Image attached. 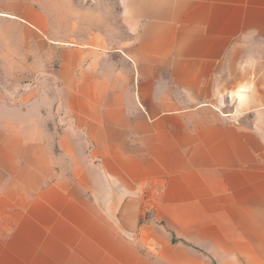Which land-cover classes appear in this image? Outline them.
I'll return each instance as SVG.
<instances>
[{
    "label": "crops",
    "instance_id": "obj_1",
    "mask_svg": "<svg viewBox=\"0 0 264 264\" xmlns=\"http://www.w3.org/2000/svg\"><path fill=\"white\" fill-rule=\"evenodd\" d=\"M116 1L0 0V264H264V0Z\"/></svg>",
    "mask_w": 264,
    "mask_h": 264
},
{
    "label": "rangeland",
    "instance_id": "obj_2",
    "mask_svg": "<svg viewBox=\"0 0 264 264\" xmlns=\"http://www.w3.org/2000/svg\"><path fill=\"white\" fill-rule=\"evenodd\" d=\"M51 1V0H48ZM53 1V0H52ZM61 3V7L64 8V10L67 8L71 10L73 8V11L68 12V15H63V18L66 16L69 17L72 16L74 19L75 25H79L81 27L82 25L88 26L89 32H92L94 30H103L106 32L109 36H115V38H110L112 41L118 40V37H121L122 39H125V31L124 28L120 26L119 24V6L117 4L116 0H57ZM60 7V8H61ZM62 27L54 26L53 32L54 33H65L66 27L65 22H63ZM76 28V26H75ZM7 75H0V81L3 85L6 87L12 86L14 83H7L9 81L5 80ZM32 81V78H29ZM32 79V80H31ZM16 85L18 82L15 83ZM51 128L53 130H59L60 124L55 123L51 125ZM121 235L125 239H129L126 236H124L122 233ZM131 240V239H129Z\"/></svg>",
    "mask_w": 264,
    "mask_h": 264
},
{
    "label": "water",
    "instance_id": "obj_3",
    "mask_svg": "<svg viewBox=\"0 0 264 264\" xmlns=\"http://www.w3.org/2000/svg\"><path fill=\"white\" fill-rule=\"evenodd\" d=\"M114 200L102 203L101 208L124 236L133 239L140 210V198L136 195L120 193Z\"/></svg>",
    "mask_w": 264,
    "mask_h": 264
}]
</instances>
